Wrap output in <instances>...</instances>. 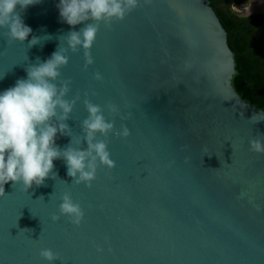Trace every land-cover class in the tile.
Listing matches in <instances>:
<instances>
[{"label": "water", "instance_id": "1", "mask_svg": "<svg viewBox=\"0 0 264 264\" xmlns=\"http://www.w3.org/2000/svg\"><path fill=\"white\" fill-rule=\"evenodd\" d=\"M208 1L138 0L123 20L99 24L87 70L66 35L91 21L69 26L59 0L17 6L32 31L20 42L0 29V93L60 46L68 57L60 79L71 80L65 99H80L56 145L86 147V92L129 135L109 134L115 166H98L91 187L74 184L62 159L41 186L5 184L0 264H49L43 249L58 254L52 264H264V153L249 144H264V108L232 86L240 71ZM33 37L40 42L29 47ZM109 102L119 115L108 113ZM64 192L83 210L79 226L51 220Z\"/></svg>", "mask_w": 264, "mask_h": 264}, {"label": "clouds", "instance_id": "2", "mask_svg": "<svg viewBox=\"0 0 264 264\" xmlns=\"http://www.w3.org/2000/svg\"><path fill=\"white\" fill-rule=\"evenodd\" d=\"M37 3L39 0H0V29H7L4 35L9 41L24 42L32 31L23 23L17 6L23 11ZM137 6L138 0H59V16L69 26L91 21L79 31H69L66 35L68 50L72 53L83 50L85 70L94 62L90 48L99 24L110 26L114 20H123ZM39 42L40 38L33 37L28 46ZM65 51L59 46L44 62L30 65L26 69V79H18L13 87L0 93V193L10 181L13 185L21 184L25 190L33 184L43 185L53 173V161L58 159L65 162L72 182L84 183L86 187L92 186L98 166L108 169L115 166L107 147L108 136L126 138L129 130L123 125L116 130L114 121L105 119V109L87 99V92L83 104L88 116L80 123L86 147L61 149L55 143L57 133L65 135L69 129L65 121L80 99L79 94L71 100L65 99L71 84L70 79H60L59 69L68 63ZM93 79L100 81L103 77L96 72ZM105 108L109 114L119 115V108L111 102ZM126 118L121 116V119ZM80 143L78 138L76 144ZM249 144L251 151L264 153L260 139L250 140ZM60 200V215L53 214L51 220L55 222L60 216H66L71 224L79 226L84 216L80 204L73 201L69 192H64ZM39 255L49 264L59 259L50 249L41 250Z\"/></svg>", "mask_w": 264, "mask_h": 264}, {"label": "trees", "instance_id": "3", "mask_svg": "<svg viewBox=\"0 0 264 264\" xmlns=\"http://www.w3.org/2000/svg\"><path fill=\"white\" fill-rule=\"evenodd\" d=\"M247 0H210L232 50L234 68L240 72L231 77L237 93L264 108V11L242 13L233 5Z\"/></svg>", "mask_w": 264, "mask_h": 264}, {"label": "rangeland", "instance_id": "4", "mask_svg": "<svg viewBox=\"0 0 264 264\" xmlns=\"http://www.w3.org/2000/svg\"><path fill=\"white\" fill-rule=\"evenodd\" d=\"M233 7L239 12H252L254 7L264 9V0H247L244 3L233 5ZM261 31H264V26L261 27Z\"/></svg>", "mask_w": 264, "mask_h": 264}, {"label": "flooded vegetation", "instance_id": "5", "mask_svg": "<svg viewBox=\"0 0 264 264\" xmlns=\"http://www.w3.org/2000/svg\"><path fill=\"white\" fill-rule=\"evenodd\" d=\"M244 3V2H243ZM240 4V3H238ZM255 11H264V9H261V8H256L254 7L253 11L252 12H255ZM252 12H249V13H252ZM260 31H261V28H260Z\"/></svg>", "mask_w": 264, "mask_h": 264}]
</instances>
